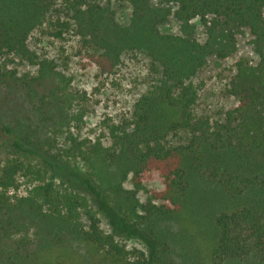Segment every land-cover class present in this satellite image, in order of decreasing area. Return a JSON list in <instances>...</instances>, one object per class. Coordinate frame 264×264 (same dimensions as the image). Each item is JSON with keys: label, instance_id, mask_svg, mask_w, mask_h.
Instances as JSON below:
<instances>
[{"label": "trees", "instance_id": "trees-1", "mask_svg": "<svg viewBox=\"0 0 264 264\" xmlns=\"http://www.w3.org/2000/svg\"><path fill=\"white\" fill-rule=\"evenodd\" d=\"M112 1L0 0V87L36 100L44 121L65 118L69 81L30 48L38 29L53 28L55 39L72 33L102 73L143 53L160 74L129 118L107 125L108 145L69 138L66 157L86 172L1 126L16 138L15 158L0 164V264H264V0H117L132 9L125 24ZM171 17L182 36L161 32ZM245 30L260 61L235 65L227 92L238 106L222 120L198 116L193 79L210 59L235 54ZM16 59L36 72H20ZM152 171L165 185L159 205L123 185ZM19 174L38 183L26 196L16 193Z\"/></svg>", "mask_w": 264, "mask_h": 264}, {"label": "rangeland", "instance_id": "rangeland-1", "mask_svg": "<svg viewBox=\"0 0 264 264\" xmlns=\"http://www.w3.org/2000/svg\"><path fill=\"white\" fill-rule=\"evenodd\" d=\"M162 1L152 0L156 6H162ZM112 7L120 23L129 22L132 9L128 4L113 0ZM176 9L174 7L173 11ZM192 24L196 27L195 39L205 42L206 35L200 20L195 19ZM51 30L53 28L44 27L33 32L29 46L41 59L53 61L56 70L68 79L67 114L61 120L44 121L35 111L36 100L28 99L22 92L0 87V164L15 158L12 144L16 137L8 136L1 130V126H9L16 136L27 140V143L32 142L35 148L39 147L51 156H62L63 162L71 170L86 172L87 165L81 159L66 157V151L71 145L69 138L74 136L87 145L97 140L108 145L107 125L119 123L132 115L134 104L159 79V69L147 55L131 53L122 56L120 65L113 73H102L88 62L77 37L67 33L63 39H55L48 33ZM160 30L164 34L183 35L182 26L174 17L161 26ZM242 58L252 65H257L260 61L249 30L238 36L235 54L223 61L210 59L193 79L199 86V100L195 106L198 116L209 117L214 122L224 119L227 111L238 106L237 98L230 96L227 91L236 73L235 65ZM16 65L22 73L36 72L35 67L19 59H16ZM18 179V196H26L38 184L34 178L23 177V174H19ZM64 180L69 185L68 179ZM123 185L127 190L135 191L139 201L144 204L159 205L161 202L154 196L165 189L163 179L157 171L145 173L140 180H134L130 176ZM9 194L13 195V192ZM99 217L102 228L108 231L105 217ZM173 231L181 230L179 226H174ZM127 244L130 249L142 248L136 242Z\"/></svg>", "mask_w": 264, "mask_h": 264}]
</instances>
